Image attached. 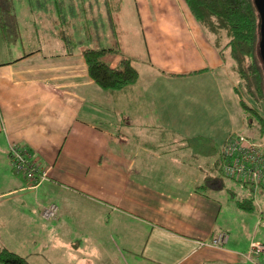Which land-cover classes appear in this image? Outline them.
Instances as JSON below:
<instances>
[{"label": "crops", "instance_id": "1", "mask_svg": "<svg viewBox=\"0 0 264 264\" xmlns=\"http://www.w3.org/2000/svg\"><path fill=\"white\" fill-rule=\"evenodd\" d=\"M150 1L131 0L133 49L123 0H0V42L35 45L11 59L0 50V247L19 254L16 238L35 246L42 230V244L67 246L48 264H251L244 254L255 239L231 238L221 222L222 193L237 194L222 147L231 133L251 132L237 112L234 69L185 0ZM116 46L111 66L128 56L140 77L110 91L89 75L83 51ZM12 145L39 181L15 169ZM51 203L59 215L49 221L42 208ZM75 228L67 240L51 234ZM222 232L227 242L211 244Z\"/></svg>", "mask_w": 264, "mask_h": 264}, {"label": "trees", "instance_id": "2", "mask_svg": "<svg viewBox=\"0 0 264 264\" xmlns=\"http://www.w3.org/2000/svg\"><path fill=\"white\" fill-rule=\"evenodd\" d=\"M199 23L216 37V44L224 56L229 53L234 61L232 68L238 74L239 84L235 91H247L254 105L243 97L239 103L247 114L248 125L260 124L256 136L262 137L264 127V65L258 52L259 12L253 0H185ZM223 36L227 41L221 46ZM119 49L105 47L85 48L89 75L96 84L106 90H121L135 84L140 74L133 59L123 56L117 67L111 66L109 56L119 54ZM241 96V95H240ZM208 181V180H207ZM209 182V181H208ZM253 198L243 197L238 206L246 211L254 209ZM1 264H30L28 259L9 248L0 247Z\"/></svg>", "mask_w": 264, "mask_h": 264}, {"label": "rangeland", "instance_id": "3", "mask_svg": "<svg viewBox=\"0 0 264 264\" xmlns=\"http://www.w3.org/2000/svg\"><path fill=\"white\" fill-rule=\"evenodd\" d=\"M16 1H18V3L20 4V2L24 0H16ZM128 1L130 2L128 3ZM172 1L173 0H151L149 3V6L154 9L155 7H160L162 5L170 6L171 4L174 3ZM123 2H124L123 9L121 11L122 13L121 15H119V19L121 20V23H122L121 25H123L122 30L124 31L123 33L125 34V37L123 38H124L125 44L130 45L134 49V47L137 45L136 39H138L136 28L140 26L139 18L137 16L136 7L133 4V2H131V0H123ZM207 33L210 34L209 32ZM210 35L212 36V34ZM213 37L215 38V42H216L217 41L216 37L214 35ZM226 41L227 39L225 38V36H223V39L221 40V46H223V44ZM14 46H17V47L14 48ZM130 46L128 47V49L132 50ZM32 47H35V45H34V42L32 43L31 41L30 42L24 41L22 43L10 42V44L0 42V50L4 52V55L1 56V58L11 59L13 58L12 57L13 55L15 56V53H17L18 50L20 51L22 49L26 50ZM8 48L11 49V53L7 51ZM115 48L117 49L118 47L116 46ZM116 55L117 54H114L113 56H109V60L112 61V59ZM224 59L225 61L228 62V64L230 63V66H231L230 70H231L234 61L232 60V58H230V55L228 52L224 54ZM231 71H232V80L235 81V84L239 83L237 72L235 70H231ZM221 77H222L221 81L224 87V91L225 92L227 91L230 94L229 91L231 87V81H227L226 77H223V76ZM241 91L242 92L240 93L241 95L240 97H243L245 101L247 102V104L249 103L250 105L255 106L254 102L252 101L247 91H244V90H241ZM238 101H239V94L235 95V103L237 104V112L239 111L240 114H243V113L245 114L243 107ZM229 103H231V98H229ZM231 105H233V103H231ZM237 122H239V126H241L240 125L241 123L239 121V116H238ZM259 126L260 124L256 122H255L254 127L249 126V129L251 132L247 135L256 136V131H258ZM244 134L246 133L244 132ZM226 182H227V186L233 188L237 194L235 195V198L233 199L231 198L230 194H229L230 196H225L226 194L222 193L224 194L223 195L224 208L221 214L222 216L221 222L226 226L225 228L228 229V233L230 234L231 238L238 239L240 240V242L242 243L246 242L248 244L250 241H253L254 239L260 240L264 243V186L254 188L253 186L251 187L250 185H246L244 183H238L237 181L230 179V178L229 179L226 178ZM243 195H247L248 197L254 199L253 200L254 209L252 212L238 209V206L236 203L242 200ZM59 203H62V202H59ZM61 205L62 207H65L63 203ZM66 217L67 218L65 219L64 222H67L68 224H70L68 226L71 227V222L73 220L70 221L71 216L69 218L67 214H66ZM47 223H51V222H47ZM76 231L77 230L75 228L74 230L68 229L64 231L62 230L60 232L54 231L51 234H56L55 237L58 236L60 239L67 240L69 238H72L73 235L75 236L77 234ZM37 235H43V237L45 236V240H46V233L44 231L39 230L37 232ZM48 235L51 236L49 233ZM22 236L25 238V234H23ZM41 239H42V236L39 237L38 239L39 242L36 244L33 243V245L35 246H32L28 242H26L25 239L22 241H19L18 238H16L15 247H18L19 255L21 254L25 258L27 257L28 261L29 260L32 261V264H43L44 261H46V264H48V258H50L49 253L53 251H54V254H57V255L65 254L67 252L66 251L67 246L58 245V246H53L49 248V246H46V244H42V241H45V240H41ZM49 239L50 238H48V240ZM49 245H51V243H49ZM91 250H94V249L92 248L89 251Z\"/></svg>", "mask_w": 264, "mask_h": 264}, {"label": "built area", "instance_id": "4", "mask_svg": "<svg viewBox=\"0 0 264 264\" xmlns=\"http://www.w3.org/2000/svg\"><path fill=\"white\" fill-rule=\"evenodd\" d=\"M222 148L221 166L228 179H233L238 183H244L254 188L264 186V127L261 139H258L257 136H249L238 131L228 136ZM10 157L15 169L27 179H37L38 168L30 161L24 150L17 145H12ZM42 178L45 179L46 175L44 174ZM36 181H39V179ZM58 211V205L51 203L42 208L43 218L49 221L55 219L59 215ZM227 237L228 235L222 232L210 243L221 247V245L227 242ZM249 248L244 257L253 264H264V243L255 240Z\"/></svg>", "mask_w": 264, "mask_h": 264}, {"label": "water", "instance_id": "5", "mask_svg": "<svg viewBox=\"0 0 264 264\" xmlns=\"http://www.w3.org/2000/svg\"><path fill=\"white\" fill-rule=\"evenodd\" d=\"M257 12H259V42H258V52L259 57H261L262 63L264 65V0H253Z\"/></svg>", "mask_w": 264, "mask_h": 264}]
</instances>
